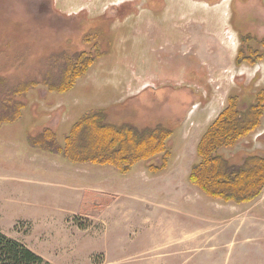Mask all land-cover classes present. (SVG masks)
I'll return each instance as SVG.
<instances>
[{
	"label": "rangeland",
	"instance_id": "374dc122",
	"mask_svg": "<svg viewBox=\"0 0 264 264\" xmlns=\"http://www.w3.org/2000/svg\"><path fill=\"white\" fill-rule=\"evenodd\" d=\"M263 6L264 0H0V76L10 82L58 75L67 56L83 51L127 52L128 63L146 62L171 83L192 79L195 68L198 82L161 86L155 98L143 94L128 104L140 117L172 104L176 122L198 102L195 119L172 125L174 156L163 172L153 174L144 165L146 171L137 172L136 165L128 176L118 174L112 197L118 203L104 211L107 205L93 210L83 204L75 214L67 212L79 208L73 199L82 187L54 177L56 163L47 172L35 168L22 184L13 182L27 181L19 174L0 172V231L50 264H264V193L248 204H225L187 181L199 137L228 96L238 93L246 107L251 92L264 88V61L250 68L233 60L239 30L249 28L244 23L252 12L260 11L257 28H264ZM123 57L113 56L110 66L123 68ZM87 88L90 94L91 82ZM204 103L212 105L211 119L200 113ZM128 107L113 112L123 117ZM31 113L19 126L0 129V150L14 145L21 155L29 151L34 135L23 128ZM263 149L264 116L255 133L225 154L239 162L246 152ZM90 180L85 172V196L92 194Z\"/></svg>",
	"mask_w": 264,
	"mask_h": 264
},
{
	"label": "trees",
	"instance_id": "16d2710c",
	"mask_svg": "<svg viewBox=\"0 0 264 264\" xmlns=\"http://www.w3.org/2000/svg\"><path fill=\"white\" fill-rule=\"evenodd\" d=\"M232 17H236L235 6ZM260 21L261 18L252 12L244 23L249 28L244 33L239 30L241 45L235 58L237 66H255L264 60V35L260 36L257 28ZM101 52L96 56L85 51L67 56L60 74L49 71L42 79L35 76L11 83L0 76V125L19 120L29 104L28 95L40 85L58 94L72 90ZM251 93L254 98L246 107L241 104L238 93L230 94L225 107L207 126L197 143L196 159L188 181L211 200L243 205L264 193V149L246 152L239 162H233L225 154V150H233L262 124L264 88ZM171 135L172 130L164 126L139 129L130 124L116 125L107 120L105 111L92 109L73 124L62 144H58L56 133L50 128L31 136L30 144L58 153L77 165L111 166L119 174L126 175L136 163L144 161L151 172L158 173L165 170L171 161L168 146ZM159 157L161 163H156ZM0 264L50 262L23 242L0 231Z\"/></svg>",
	"mask_w": 264,
	"mask_h": 264
},
{
	"label": "crops",
	"instance_id": "0c3cea01",
	"mask_svg": "<svg viewBox=\"0 0 264 264\" xmlns=\"http://www.w3.org/2000/svg\"><path fill=\"white\" fill-rule=\"evenodd\" d=\"M257 15L259 18H263V16L260 14V11ZM260 27L258 28V33L260 36H262L264 35V28L263 25H261ZM139 30L141 29H136L134 30V32H137ZM234 52L235 53L233 56V60L235 63V58L238 51L235 50ZM101 53L102 54L97 56L93 64L90 66L87 74L84 77L78 79L74 88L69 92L58 94L49 91L47 87L45 88V86L43 85H40L35 90L31 91L30 100L28 106L26 107L27 108L26 111L29 110L30 113L32 112L31 113L32 115L29 117V122H27L26 128L25 127L23 128L25 129V133H27L28 131L29 135H36L43 132L44 129L50 128L53 131H55L58 144H62L65 136L68 134L73 124L83 114H85L86 112L92 109H101L105 111L107 115V120L110 123L116 125L130 124L139 129L164 126L167 129L173 130L172 125L174 123L179 125L184 122H187L191 118L195 119L194 112H195L196 104L198 102L192 103L190 108H186L183 112L184 113L183 116L179 117V119H177L176 122L174 121L173 118L175 109L172 104L164 103L161 107L156 106L154 109L152 110L150 109L145 117L138 116L136 114L137 109L130 108L131 110H129L128 107V104L130 102L140 99L143 94H149L150 99L155 98V94L158 92L161 86L173 84V86L175 87H180L181 81L187 83L188 87L198 84L194 72L195 68L190 72L191 73L190 76H192V79L181 80V81L178 80L176 83H171L169 82L170 80H162L159 76H157L159 74L156 72V70L147 67L146 62L128 63L127 60L130 55L127 52L106 54V51H102ZM121 55H124L123 57L124 67L120 69L111 67L110 66L111 58L113 56H121ZM141 56H142L141 54L135 55L137 60H140ZM245 66L250 68L254 67L249 65H245ZM89 82H91L92 84V89L90 94L87 92L90 91L87 88ZM40 90L42 93H40ZM126 107H128V109L125 111L126 115H124L123 117H120L115 112H113L117 108H121L119 110H122L123 108L124 110ZM211 109H212L211 104L204 103L202 105V109L200 110V113L205 112V115L209 116ZM26 111L24 110L23 115L19 120L11 124L13 126L14 125L19 126L23 122L22 120H26L28 116L25 115ZM134 120H137L140 123L135 122ZM11 124L0 125V129L4 127L7 128L11 127L10 126ZM173 136L174 134L171 135L168 140L169 148L172 147L170 146V144ZM10 148L12 149L11 151L0 150V172L10 171L11 173L19 174L21 179L23 178L27 180L26 182H22V181L17 182L15 180L13 182H16L18 184L27 183L28 181L31 180V178L35 174L33 172L35 168L40 169L42 172H47L52 170L53 163H56L57 166L54 169L55 172L54 177L57 178L64 177L67 180L75 182L76 183L75 185L82 187V190L73 199L75 203L78 202L79 208L77 210L68 211L67 212L68 214L77 213L82 209L83 204H86L88 206L91 205L93 210L96 209L97 207L101 209L103 205H107L106 208L102 209L104 211L108 207H111L113 204L118 203V200L117 201L116 199L112 200V197L116 196V191H114L113 189H117L116 186L120 182L118 180L119 176L122 177L128 176V174L126 175L120 174L118 176L119 173L111 166H100L95 164H79V165L73 164L58 153L41 150L38 147L33 146L32 144H29V151L26 153L25 150L23 155L17 153L18 151L15 150L14 145H11ZM171 155L174 156V152L171 151ZM9 156H11V158H7ZM3 159L8 160V162H5ZM195 159H196V149H195ZM136 165H138L137 168H139L137 172H145L146 168H148L147 163L144 161L136 163L133 167H135ZM142 165H144L146 168H142L141 167ZM148 170L149 172H151L149 168ZM85 172L90 173V179H91L89 185L92 194L87 196H85V191H84ZM188 175H187V181H188ZM14 177H16V175H14ZM44 177H46V175H44ZM43 179L45 180V178ZM12 185L14 186V183ZM199 192L201 193L200 190ZM201 194L205 196L203 193ZM106 202L108 204H105ZM112 208H114V206ZM190 236L192 235L187 236V239Z\"/></svg>",
	"mask_w": 264,
	"mask_h": 264
},
{
	"label": "flooded vegetation",
	"instance_id": "af4514ba",
	"mask_svg": "<svg viewBox=\"0 0 264 264\" xmlns=\"http://www.w3.org/2000/svg\"><path fill=\"white\" fill-rule=\"evenodd\" d=\"M220 1V0H217V2ZM215 4V3H214ZM127 13H125V16H126ZM124 17V15H122ZM128 18V16L125 17V20Z\"/></svg>",
	"mask_w": 264,
	"mask_h": 264
},
{
	"label": "bare ground",
	"instance_id": "6f19581e",
	"mask_svg": "<svg viewBox=\"0 0 264 264\" xmlns=\"http://www.w3.org/2000/svg\"><path fill=\"white\" fill-rule=\"evenodd\" d=\"M226 82V81H225ZM220 85V84H219Z\"/></svg>",
	"mask_w": 264,
	"mask_h": 264
}]
</instances>
